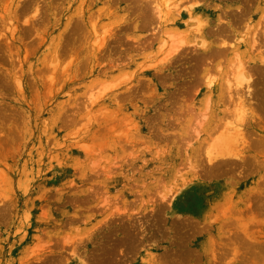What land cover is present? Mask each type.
I'll list each match as a JSON object with an SVG mask.
<instances>
[{
    "label": "rangeland",
    "instance_id": "1",
    "mask_svg": "<svg viewBox=\"0 0 264 264\" xmlns=\"http://www.w3.org/2000/svg\"><path fill=\"white\" fill-rule=\"evenodd\" d=\"M262 88L264 0H0V264H264Z\"/></svg>",
    "mask_w": 264,
    "mask_h": 264
},
{
    "label": "bare ground",
    "instance_id": "2",
    "mask_svg": "<svg viewBox=\"0 0 264 264\" xmlns=\"http://www.w3.org/2000/svg\"><path fill=\"white\" fill-rule=\"evenodd\" d=\"M156 6H157V5H156ZM157 8H158V7H157ZM35 9H36V7H35ZM37 10H38V8H37ZM37 10H36V11H37ZM242 11H243V10H242ZM157 12H158V11H157ZM160 12H161V11H160ZM176 12H178V11H176ZM247 12H248V11H247ZM176 14H177V13H176ZM246 14H247V13H246ZM158 15H159V13H158ZM241 15H242V13H241ZM244 15H245V14H244ZM158 17H159V16H158ZM161 18H162V17H161ZM220 18H221V17H220ZM220 18L218 17V19H220ZM221 19H223V18H221ZM221 19H220V20H221ZM245 20H246V18H245ZM217 21H218V20H217ZM217 21H216V22H217ZM221 21H222V20H221ZM221 21H220V22H221ZM220 22H219V23H220ZM228 22H229V21H228ZM79 23H80V22H79ZM221 23H222V22H221ZM198 25H200V24H198ZM222 25H223V24H222ZM219 30H220V29H219ZM219 33L221 34V32H219ZM217 34H218V33H217ZM255 34H256V33H255ZM253 35H254V32H253ZM255 36H256V35H255ZM251 37H253V36L250 35V38H251ZM253 38H254V37H253ZM241 40H242V39H241ZM241 40H240V41H241ZM243 40H244V39H243ZM251 42H253V39L251 40ZM222 43H223V42H222ZM222 43H221V45H223ZM241 43H242V42H241ZM252 46H254L253 43H252ZM202 48H203V47H202ZM250 48H251V44H250ZM210 49H211V48H210ZM215 49H216V48H215ZM253 49H254V48H253ZM213 50H214V49H213ZM219 50H222V49L219 47ZM219 50H218V51H219ZM251 50H252V48H251ZM214 51H216V50H214ZM214 51H213V52H214ZM244 51H245V50H244ZM220 52H221V51H220ZM209 53H210V52H209ZM215 53H216V52H215ZM210 55H211V54H210ZM221 55H222V54H221ZM208 58H209V57H208ZM213 59H214V58H213ZM207 60H208V59H207ZM208 61H209V60H208ZM200 63H204V62L202 61V62H200ZM211 63H212V62H211ZM207 64H208V63H207ZM195 65H196V64H195ZM195 65H194V66H195ZM155 70H156V69H155ZM193 71H194V70H193ZM191 72H192V71H191ZM255 74H256V73H255ZM158 76H159V75H158ZM159 78H160V77H159ZM250 79H251V77H250ZM191 81H192V80H191ZM253 82H255V81H253ZM188 83H189V82H188ZM247 83H248V82H247ZM251 83H252V82H251ZM256 83H257V82H255V84H256ZM253 84H254V83H253ZM253 84H252V85L248 84V85H250V86H249V89H247V90L250 91V89H252V88H250V87L255 86V84H254V85H253ZM211 85H212V84H211ZM211 85H209V87H211ZM248 85H247V86H248ZM244 86H245V85H244ZM244 86H243V88H244ZM247 86H246V87H247ZM256 86H257V85H256ZM211 88H212V87H211ZM247 88H248V87H247ZM255 88H257V87H255ZM262 89L264 90V88H262ZM243 90H244V89H243ZM253 90H254V89H253ZM257 90H258V88L256 89V91H257ZM239 92H240V90H239ZM251 92H252V90H251ZM247 93H248V92H247ZM252 93L254 94L255 92H252ZM242 94H243V93H242ZM242 94H241V95H242ZM248 94H249V93H248ZM244 95H245V94H244ZM262 95H263V93H262ZM262 95H261V96H262ZM242 96H243V95H242ZM259 96H260V95H259ZM259 96H257V98H258ZM263 96H264V95H263ZM239 97H240V96H239ZM185 98L187 99V97H185ZM257 98H256V99H257ZM240 99H241V98H240ZM256 99H255V100H256ZM246 100H247V99H246ZM249 100H250V99H249ZM242 101H243V100H242ZM244 101H245V100H244ZM188 102H189V101H188ZM247 102H248V101H247ZM257 103H258V102H257ZM249 104H250V103H249ZM170 105H171V104H170ZM172 105L174 106V104H172ZM252 105H253V104H252ZM252 105H251V106H252ZM186 106H187V104H186ZM256 107H257V105H256ZM187 110H188V109H187ZM182 111H183V110H182ZM170 117H171V116H170ZM240 124H241V123H240ZM239 127H240V126H239ZM239 127L234 128L235 130H233V131H236V129H238ZM240 129H241V128H240ZM243 130H244V129H243ZM228 131H230V130H228ZM240 131H241V130H240ZM237 132L239 133V131H237ZM237 132L235 133V134H236V137L238 136V135H237V134H238ZM211 133H212V132H211ZM211 133H210V134H211ZM225 133H226V134L223 135V136H225V139H226V136H227V134H229V133H227V132H225ZM240 133H242V132H240ZM222 134H223V133H222ZM232 135H233V134H232ZM243 135H244V134H243ZM223 136H222V137H223ZM240 136H241V134H240ZM240 136H239V137H240ZM233 137H234V136H233ZM236 137H234V138H235L234 140H236ZM239 137H238V139L241 140V141H243V140H242L241 138H239ZM242 137H243V136H242ZM229 138H230V136H229ZM243 138H244V137H243ZM225 139H224V140H225ZM229 140H230V139H229ZM237 141H238V140H237ZM231 143H232V142H231ZM242 143H243V142H242ZM225 144H227V141H223V147H222V145H221V148H220L219 150H216L217 153H216V155H215L214 157H211V159H210L209 157H210L211 155H207V158H209V160H211V161L213 162L215 159H216V161H217V159H218L217 156H218V157H219V162H218V163H220V160H221L220 157L223 156V154H226L227 156H226L225 158L223 157V158H224V161H226L225 159H228V158H229L228 156L231 155V152H230V150H229V149H231V148L228 147V148H229L228 150H229V152H230V153H229V152L226 150L225 146H224ZM232 144H233V143H232ZM232 144H231V145H232ZM239 145L241 146L242 144L240 143ZM229 146H230V145H229ZM232 146H233V145H232ZM236 146H237V145H236ZM236 146H235V147H236ZM240 146H238V147H240ZM209 147H210V145H209ZM211 148H214V146H212ZM216 148H217V147H216ZM216 148H215V149H216ZM236 148H237V147H236ZM236 148H234V149L237 150ZM241 150H242V149H241ZM208 151H210V152H208L209 154H211V152H213L212 150H209V149H208ZM238 155H239V154H238ZM232 156H235V154L232 155ZM227 157H228V158H227ZM221 158H222V157H221ZM231 158H232V157H231ZM235 158H236V156H235ZM212 159H214V160H212ZM222 160H223V159H222ZM222 160H221V161H222ZM224 161H223V163H226V162H227V161H226V162H224ZM244 161H245V160H243V162H244ZM209 163H211V162L209 161ZM223 163H220V164H223ZM222 167H223V166H222ZM218 169H220V168H218ZM208 172H209V171H208ZM212 176H213V175H212ZM210 177H211V176H210ZM214 177H215V176H214ZM132 243H133V242H132ZM154 257H155V256H154ZM152 264H153V263H152ZM159 264H160V263H159ZM162 264H163V263H162Z\"/></svg>",
    "mask_w": 264,
    "mask_h": 264
}]
</instances>
